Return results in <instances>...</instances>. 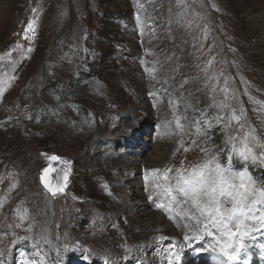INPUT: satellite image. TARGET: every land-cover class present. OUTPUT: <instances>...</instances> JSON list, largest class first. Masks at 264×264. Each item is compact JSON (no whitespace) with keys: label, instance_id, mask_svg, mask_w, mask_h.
<instances>
[{"label":"rangeland","instance_id":"rangeland-1","mask_svg":"<svg viewBox=\"0 0 264 264\" xmlns=\"http://www.w3.org/2000/svg\"><path fill=\"white\" fill-rule=\"evenodd\" d=\"M123 121L139 127L131 147V129L110 147L94 141L95 126L115 137ZM249 128L264 143V0H0V264H143L151 255L167 264L170 250L181 256L173 264L213 263L211 237L183 239L190 219L179 213L191 205L174 187L171 202L175 180L162 173L215 156L264 184V164L239 154ZM169 132L164 160L146 161L156 147L147 138ZM127 154L129 167L144 161L111 171ZM51 155L71 161L56 196L40 180ZM121 190L149 201L148 216L117 214ZM245 243L249 264H264V229Z\"/></svg>","mask_w":264,"mask_h":264},{"label":"snow or ice","instance_id":"snow-or-ice-1","mask_svg":"<svg viewBox=\"0 0 264 264\" xmlns=\"http://www.w3.org/2000/svg\"><path fill=\"white\" fill-rule=\"evenodd\" d=\"M34 23L35 21H29L24 28L25 39L28 38V32L35 31ZM17 47L22 46L17 45ZM28 51H31V48ZM204 71L207 73V69ZM213 91H216L215 87H213ZM222 91L227 93V81H225V87ZM217 107L226 109L231 106L222 103ZM242 115V111L237 115L236 109L232 108L230 119L238 121L240 126L244 127ZM176 119L177 126L180 127L179 117ZM218 119L223 121V117ZM243 143L244 150L239 154L245 160L251 159L264 164V143L260 142L251 128L243 134ZM250 144L254 146H250ZM257 148L261 149L258 153L255 151ZM48 160L49 166L41 170L40 180L44 188L52 196H56L65 191L68 172L70 171L68 166L71 161L57 155L49 156ZM52 162L60 164L59 171L63 173V183L53 184L51 182V174L57 171L52 167ZM172 171L173 169L166 168L162 173L165 183L175 180L174 186L165 189L171 202H176V196L173 195L174 187L175 191L186 198V201L191 205V209L179 213L181 217H189L190 219V223L184 227L188 229L191 235L186 232L183 239L191 243L192 241L203 240L205 237H211L210 248L216 253L213 264H234L238 261L242 264H249L252 253L245 243V239L250 237L253 232L264 229V184L258 185L247 173H234L232 170L223 167L215 156L193 166L190 171L177 169L174 176L170 175ZM151 172L155 178H159L156 174H160L161 170L152 169ZM154 187L160 189L162 185L157 183ZM157 207H164V205L160 204ZM169 210L176 211L175 208H172L171 203L165 208L166 212ZM16 227H20V225H16ZM21 239H27V237ZM160 239L165 238L160 237ZM258 247L261 257L264 258V244H260ZM64 248L67 249L68 245H64ZM2 255L3 251H0V256ZM166 259L167 264H173L174 261L179 262L181 256L179 251L170 250ZM24 264H28V262H24Z\"/></svg>","mask_w":264,"mask_h":264},{"label":"bare ground","instance_id":"bare-ground-1","mask_svg":"<svg viewBox=\"0 0 264 264\" xmlns=\"http://www.w3.org/2000/svg\"><path fill=\"white\" fill-rule=\"evenodd\" d=\"M156 102V101H155ZM154 102V104H155ZM159 102V101H158ZM158 116V115H157ZM159 117V116H158ZM113 121V120H112ZM94 122V121H93ZM106 124V122L104 123V125ZM98 126V125H97ZM130 127V125H128ZM118 127L120 128L116 133L115 137H109V138H106L105 136H103V132L104 131H99V129H97V127L95 126V131H94V135H95V139L94 141L96 142L98 139L102 142H105V145L106 147H110V143H112L113 141H118V140H121L122 141V137H124L126 134L124 133L125 130H129L131 129V132L130 134L126 135V141L129 142V146L131 147V145L136 142L134 137H133V132L139 130V127H136V126H133V127H130L129 129H126L127 125L125 124V122H121L120 125H118ZM108 129V128H107ZM106 129V131H108ZM133 129V130H132ZM110 130V129H109ZM170 129L167 127V130H166V133L167 131H169ZM133 131V132H132ZM111 132V131H110ZM97 133H101L99 134L100 136L97 135ZM112 133V132H111ZM109 134V135H112V134ZM161 133V132H160ZM91 134V133H90ZM169 136L167 137H163V136H159V133H158V137L155 138L154 140H151L150 138H147V141H152V143L154 144V146H156L154 149L155 151H153L154 153H150L146 156V158H144L146 161L148 162H160V160H164V153L166 152V147L170 145V141L169 140H172V137L170 136V132L168 133ZM131 136V138H130ZM128 138V140H127ZM130 139V140H129ZM133 139V140H132ZM110 140H113V141H110ZM125 141V140H124ZM125 141V142H126ZM93 142V141H92ZM118 144V143H117ZM95 151L94 152H97V151H100L101 148L99 149L98 147H94ZM108 149V148H106ZM131 152V151H130ZM156 152H158V154H156ZM98 153V152H97ZM105 153H109L108 150L105 151ZM162 154V155H160ZM156 155H157V158H156ZM121 156V155H120ZM122 160H119L118 162L112 164V170L111 171H114V170H120L122 172V174H127L128 171H135L136 169H138V166L140 165V163L144 160L138 158L135 160V162H132L131 164L133 165L132 167H129V161H131L132 159L130 158V156L127 154V155H124L122 156ZM134 161V160H133ZM110 162V161H109ZM129 164V165H128ZM131 166V165H130ZM111 169V168H110ZM124 177V175H122ZM124 179V178H123ZM140 194V192H138ZM131 194V195H130ZM117 202L115 201L116 206H117V210H116V213L117 214H123V215H126L127 218H132L131 215H134V213H137V215H143V216H148V212L146 213V209H148L147 207H149V201L147 202V200H139L137 199V193H128L126 192L125 190H121V191H118L117 192ZM116 199V198H115ZM114 201V200H113ZM181 218V217H180ZM180 220V219H179ZM182 222V221H181ZM156 227H159V220H155L154 222H150L148 223V226L147 228H150V230L156 228ZM181 227V226H180ZM168 228V227H167ZM169 229V228H168ZM176 230V229H175ZM180 230V229H179ZM161 232V231H160ZM174 232V230H173ZM178 232V231H177ZM148 233V232H147ZM167 235H170L171 232H166ZM257 233V232H256ZM180 234V233H179ZM173 235V234H171ZM260 239V238H259ZM256 241V240H255ZM262 241V240H261ZM147 244H150L147 243ZM147 244L144 245V248L147 247ZM252 245V244H251ZM252 247V246H250ZM249 247V248H250ZM148 251L149 249L146 248ZM254 249V248H252ZM256 249V248H255ZM160 250V249H159ZM187 251V249H186ZM156 252V251H155ZM148 253V252H147ZM209 255H210V252H209ZM138 256V255H137ZM160 256V255H159ZM189 257V256H188ZM198 257V256H197ZM196 257V258H197ZM133 258V257H132ZM146 260H144V263L143 264H158V261H160V264H161V260L159 258H157L156 256L154 255H151L150 257H146ZM192 258V257H191ZM204 258V256H203ZM198 259V258H197ZM201 259V258H199ZM141 262H143L142 259H139ZM194 260V259H193ZM192 260V261H193ZM191 260H189V258L187 259H184V263L183 264H196L194 262H192ZM211 260H209L207 262V264H209ZM210 264H213V263H210Z\"/></svg>","mask_w":264,"mask_h":264},{"label":"water","instance_id":"water-1","mask_svg":"<svg viewBox=\"0 0 264 264\" xmlns=\"http://www.w3.org/2000/svg\"><path fill=\"white\" fill-rule=\"evenodd\" d=\"M53 168L57 169V171H54L52 174H51V182L53 184H56V183H63V173L59 171L60 169V164H58V166H52ZM70 169H71V165L68 166ZM70 172V171H69ZM68 172V173H69ZM43 185V184H42ZM44 187V186H43Z\"/></svg>","mask_w":264,"mask_h":264}]
</instances>
